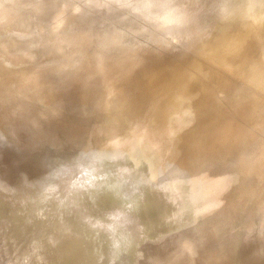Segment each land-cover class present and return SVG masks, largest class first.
<instances>
[{"label":"bare ground","instance_id":"bare-ground-1","mask_svg":"<svg viewBox=\"0 0 264 264\" xmlns=\"http://www.w3.org/2000/svg\"><path fill=\"white\" fill-rule=\"evenodd\" d=\"M211 3L0 0V264H264V0Z\"/></svg>","mask_w":264,"mask_h":264},{"label":"water","instance_id":"water-1","mask_svg":"<svg viewBox=\"0 0 264 264\" xmlns=\"http://www.w3.org/2000/svg\"><path fill=\"white\" fill-rule=\"evenodd\" d=\"M67 212V211H66ZM65 214H68V218H71L73 221L77 218V216L78 215H80V217L82 216L81 215V213L80 212H77V211H70V212H68V213H65ZM73 224L75 223V225H76V223H77V221L75 220L74 222H72ZM80 223V222H79ZM78 224V223H77ZM84 225L82 224V225H80V227H81V230L83 231V229H85V228H88V227H86V226H84ZM87 226H89V225H87ZM41 227H43V225L42 226H39L38 228H37V230H35V231H33V232H31L30 234H27L25 237H24V239H23V247L24 248H29V250H28V252H30L31 253V250L33 251V252H39V251H41L42 249H36V248H33V246L35 245V243H30L29 242V238H31L33 235H36V234H38L39 232H41L42 230H41ZM92 227V229L93 230H95V232L94 233H98L97 232V230L98 229H100L102 226H100L99 227V225H93V226H91ZM83 228V229H82ZM40 230V231H39ZM89 230V229H88ZM76 233H77V231H75ZM42 233V232H41ZM97 236H99L98 234L97 235H95V239H91V241L90 240H86L87 238H85L84 240H80V242H78L75 246H77L79 249H82V248H90V247H92L93 245H96L97 243H99V240H98V238H97ZM104 243V245L105 246H103L104 248L103 249H105L106 247H107V241L106 240H104V241H101L100 242V245H101V243ZM115 244H120V249L122 250L119 254H118V257L120 258V259H122V258H124V256H128L129 254H131V253H133V252H135L136 251V248L135 247H133V246H123L122 245V243H115ZM113 244H111L110 246H112ZM95 248V247H94ZM102 248H97V250L100 252V251H104ZM96 251V250H95ZM95 252H92V254H94ZM83 254H84V252H83ZM82 254V255H83ZM85 255V258H88V257H90L89 255H86V254H84ZM33 256V255H32ZM120 259H119V261H120ZM133 258H126V264H128L129 263V261H132L133 262V260H132ZM143 259V258H142ZM142 259L141 258H137L136 260L134 259V264H141L140 263V261H142ZM146 259V258H145ZM87 260H89V259H87ZM9 260H6L4 263L5 264H9L10 262H8ZM41 262V257L40 256H33L32 258H30V259H27V260H25V261H22V264H42V263H40ZM80 263H81V261H79ZM78 264V263H77ZM83 264V263H82ZM85 264V263H84ZM116 264H119V263H116ZM144 264H149V262L148 263H144Z\"/></svg>","mask_w":264,"mask_h":264},{"label":"rangeland","instance_id":"rangeland-1","mask_svg":"<svg viewBox=\"0 0 264 264\" xmlns=\"http://www.w3.org/2000/svg\"><path fill=\"white\" fill-rule=\"evenodd\" d=\"M208 1H211V2H213V3H211L212 5H213V7L215 6V10H214V12H217V10H218V8H219V0H218V3H217V1L216 0H208ZM232 1H234V0H232ZM242 1V2H241ZM247 0H235V2H237V6H239L237 9H240V8H242L244 5H245V2H246ZM230 2H231V0H230ZM217 3V4H216ZM239 3V4H238ZM219 4V5H218ZM242 4V5H241ZM33 6V5H32ZM236 6V7H237ZM32 8V7H31ZM259 7H257V6H255V7H253V9L252 10H254L255 12H256V10L258 9ZM241 10V9H240ZM252 10H250L251 12H247L244 16H246V17H248V18H250L251 16L249 15V13L251 14V15H253L255 12H253ZM208 12H210V11H208ZM240 13V12H239ZM253 13V14H252ZM156 14H157V12H156ZM206 13H200L199 15H197L199 18H205V17H208L209 19H214L213 17H212V15H210V16H207V15H205ZM248 14V15H247ZM157 16H158V14H157ZM155 18H157L156 16H155ZM202 20V19H201ZM211 21H213V20H210V22ZM185 26H187V25H185ZM187 27H184L183 29H182V32L185 34V33H188V28L186 29ZM217 31H218V29L216 28V29H214L213 31L212 30H210V32H208L205 36H204V38H206V37H209L212 33H217ZM183 36V38H185L184 37V35H182ZM198 37V36H197ZM70 40H68V43H66L67 42V40L65 41V43H63V44H65V46L67 45L68 46V48H71V47H73L74 45V43H76L77 42V40H73V41H71V42H73V44L71 43V44H69L70 42H69ZM69 44V45H68ZM71 45V46H70ZM139 46V45H138ZM175 46V45H174ZM142 48H140V46L138 47V49L136 48V50H140V52L142 53L141 55H138V58L140 57V59H142L143 57H144V55L147 53L146 51H145V53L143 52L144 51V47L143 46H141ZM67 47H65V51H68V50H70V49H68ZM155 48H157V49H159V48H161V46H157V47H155ZM68 49V50H67ZM142 49V50H141ZM143 53H144V55H143ZM140 54V53H139ZM143 55V56H142ZM30 62V61H29ZM31 62H33V61H31ZM38 62V61H37ZM36 62V60L34 61V64L35 63H37ZM34 67H35V65H34ZM33 67V68H34ZM79 67H81V65L79 66ZM78 67V69H80L81 70V68H83V67H81V68H79ZM36 69V68H35ZM34 69V70H35ZM84 69H85V67H84ZM84 69H82V71H84ZM33 70V71H34ZM33 74V73H32ZM24 82V80L23 81H17L16 83H13V85H21L22 83ZM79 84V83H78ZM78 84H76V86L74 85L73 87H76V88H81V83L78 85ZM78 86V87H77ZM76 88H74L72 91H73V93H74V91H76V95H78V94H80V92H81V90H78V91H80V92H78L77 93V90H76ZM46 201V200H45ZM51 213V212H50ZM145 251H147L148 252V250H145ZM151 250H149V252H150ZM153 251V250H152ZM151 251V252H152ZM148 252V253H149ZM144 260H146L147 262L146 263H148V261H149V258L148 259H143V262H141V264H144L145 263V261Z\"/></svg>","mask_w":264,"mask_h":264}]
</instances>
